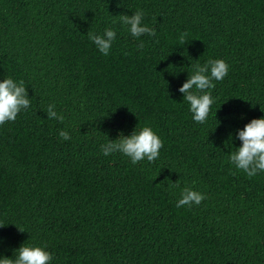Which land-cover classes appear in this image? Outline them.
I'll use <instances>...</instances> for the list:
<instances>
[{
	"label": "trees",
	"instance_id": "obj_1",
	"mask_svg": "<svg viewBox=\"0 0 264 264\" xmlns=\"http://www.w3.org/2000/svg\"><path fill=\"white\" fill-rule=\"evenodd\" d=\"M137 9L154 36L121 25ZM108 26L105 56L88 33ZM209 58L229 67L201 124L177 88ZM9 76L30 107L0 124V254L24 243L50 264H264V172L228 159L229 134L264 115V0H0ZM135 126L161 139L156 160L101 153ZM185 187L206 199L177 208Z\"/></svg>",
	"mask_w": 264,
	"mask_h": 264
},
{
	"label": "clouds",
	"instance_id": "obj_2",
	"mask_svg": "<svg viewBox=\"0 0 264 264\" xmlns=\"http://www.w3.org/2000/svg\"><path fill=\"white\" fill-rule=\"evenodd\" d=\"M143 9L131 12V15H121L120 23L126 27L127 32L134 39L143 35L154 36L155 28L144 23ZM117 36L116 30L105 27L102 32L88 33V39L102 55L107 56ZM177 40L180 44L187 41V33L180 32ZM138 48L143 47V42L138 43ZM228 64L223 59L209 58L203 64H195L192 72L177 88L184 101L188 103V111L192 120L203 124L209 115L213 97L209 91L214 87L213 80L220 81L228 73ZM30 107V99L23 80L3 77L0 79V124L13 121L21 110ZM46 118L49 120H62L63 117L55 110L54 104H48ZM59 137L67 141L70 135L65 130H60ZM231 139L238 140V146H231L228 159L236 170L242 171L248 177L255 176L258 172H264V115L249 119L242 128L235 130ZM162 141L150 126H142L134 129L127 135L117 130V138L107 140L100 145V151L104 156L119 152L128 157L135 164L146 159L148 162L156 160ZM206 195L191 187H185L180 191L175 206L199 205ZM52 254L45 246L21 243L12 251L11 256L0 254V264H50Z\"/></svg>",
	"mask_w": 264,
	"mask_h": 264
}]
</instances>
